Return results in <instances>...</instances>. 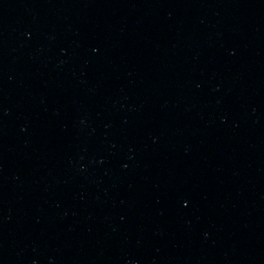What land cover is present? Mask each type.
<instances>
[{"label":"water","instance_id":"water-1","mask_svg":"<svg viewBox=\"0 0 264 264\" xmlns=\"http://www.w3.org/2000/svg\"><path fill=\"white\" fill-rule=\"evenodd\" d=\"M0 264H264V0H0Z\"/></svg>","mask_w":264,"mask_h":264}]
</instances>
